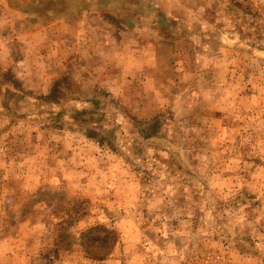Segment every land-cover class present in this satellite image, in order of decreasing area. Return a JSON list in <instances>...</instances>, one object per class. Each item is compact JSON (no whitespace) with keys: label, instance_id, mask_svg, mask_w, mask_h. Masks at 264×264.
Returning a JSON list of instances; mask_svg holds the SVG:
<instances>
[{"label":"rangeland","instance_id":"374dc122","mask_svg":"<svg viewBox=\"0 0 264 264\" xmlns=\"http://www.w3.org/2000/svg\"><path fill=\"white\" fill-rule=\"evenodd\" d=\"M0 264H264V0H0Z\"/></svg>","mask_w":264,"mask_h":264}]
</instances>
